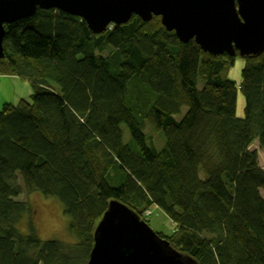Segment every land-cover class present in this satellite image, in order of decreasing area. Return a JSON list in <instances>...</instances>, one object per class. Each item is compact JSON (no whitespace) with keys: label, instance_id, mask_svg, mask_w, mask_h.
<instances>
[{"label":"trees","instance_id":"trees-1","mask_svg":"<svg viewBox=\"0 0 264 264\" xmlns=\"http://www.w3.org/2000/svg\"><path fill=\"white\" fill-rule=\"evenodd\" d=\"M5 29L0 77L33 92L0 110V264H87L113 200L148 224L146 212L162 210L174 228L158 234L198 264H264V168L251 148L264 150V52L243 57L237 84L222 74L235 57L181 42L156 16L96 35L80 17L39 9ZM146 122L163 132L161 150ZM25 191L57 198L77 240L21 231Z\"/></svg>","mask_w":264,"mask_h":264},{"label":"water","instance_id":"water-1","mask_svg":"<svg viewBox=\"0 0 264 264\" xmlns=\"http://www.w3.org/2000/svg\"><path fill=\"white\" fill-rule=\"evenodd\" d=\"M58 9L80 17L96 35L136 15L161 18L183 43L195 40L213 56H257L264 52V0H0V60L6 24ZM87 264H198L174 249L133 209L113 200L94 232Z\"/></svg>","mask_w":264,"mask_h":264},{"label":"rangeland","instance_id":"rangeland-1","mask_svg":"<svg viewBox=\"0 0 264 264\" xmlns=\"http://www.w3.org/2000/svg\"><path fill=\"white\" fill-rule=\"evenodd\" d=\"M50 10L61 11L58 9ZM237 55L235 56L236 59L234 64L226 69L222 74L225 78L239 84L242 80V71L245 67V61L243 57ZM5 58L6 56L2 60ZM14 79L15 80H12L13 82L8 79H4L2 85H0V110L5 103L17 104L21 99H30L33 92L31 83L23 81L21 77L16 75H14ZM6 87L7 89H5ZM245 105V97L239 90L237 101L238 117L242 118L245 116ZM123 129L124 142L129 143L131 138L129 129L126 125H123ZM145 133L147 135V143L149 146L153 145L158 150H161L164 147L165 136L162 131L155 130L148 122H146ZM153 139H155V141ZM251 148L259 154V163L264 168V150L260 148L259 142L255 141ZM232 172L233 175L236 176V171L233 170ZM214 189L230 205L234 204L233 196L230 195L229 191L222 182L215 183ZM261 190H264V185L261 186ZM17 200L27 202V210L24 214L22 223L19 225L21 231L28 234L30 231L28 230L29 225L31 224L34 228L36 236L41 240H58L64 243H74L77 240L76 236L71 235L69 231L70 219L64 213L63 205L57 198L45 197L40 192L26 193L25 191L21 197L17 198ZM146 215L148 216L146 220L149 221L150 227L157 233H161L165 236H170L172 234L174 228L172 221L158 207H153L152 211L148 210Z\"/></svg>","mask_w":264,"mask_h":264},{"label":"crops","instance_id":"crops-1","mask_svg":"<svg viewBox=\"0 0 264 264\" xmlns=\"http://www.w3.org/2000/svg\"><path fill=\"white\" fill-rule=\"evenodd\" d=\"M0 78H1V79H0V80H1V81H0V85H2V82H3L4 79H8V80H10V81L15 80V79H14V76H1ZM12 82H13V81H12ZM1 89H2V86H1ZM5 89H7V87H6ZM11 103H12V102H11Z\"/></svg>","mask_w":264,"mask_h":264}]
</instances>
